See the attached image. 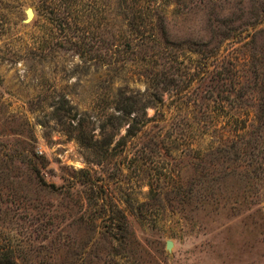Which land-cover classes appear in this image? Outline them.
Instances as JSON below:
<instances>
[{"label": "rangeland", "instance_id": "374dc122", "mask_svg": "<svg viewBox=\"0 0 264 264\" xmlns=\"http://www.w3.org/2000/svg\"><path fill=\"white\" fill-rule=\"evenodd\" d=\"M155 1L166 12L169 45L130 38L114 0L72 6L0 0V258L16 264H264V176L247 182L219 173L209 182L192 166L200 143L204 155L215 127L225 130V117L264 113V76L256 99L238 101L253 91L246 94L231 81L219 89L220 75L212 73H229L230 66H205L190 46L208 42L227 21L219 32L233 37L220 59L242 58L253 46L264 69V0H207L198 7ZM124 105L131 114L119 111ZM203 114L217 119L197 126ZM129 128L138 134L128 136ZM88 138L91 144L81 143ZM38 157L48 184L76 181L80 192L67 197L40 187ZM260 163L264 167L262 154ZM81 171L104 184L107 206L125 211L138 242L101 238L69 218L48 220L51 206L75 210L77 197L86 203L91 192L81 185ZM203 193L208 196L201 199Z\"/></svg>", "mask_w": 264, "mask_h": 264}, {"label": "trees", "instance_id": "16d2710c", "mask_svg": "<svg viewBox=\"0 0 264 264\" xmlns=\"http://www.w3.org/2000/svg\"><path fill=\"white\" fill-rule=\"evenodd\" d=\"M57 1L60 0H56V2ZM65 1L72 6L79 3L88 4L95 0ZM175 1L177 3L189 1L192 5L198 7L207 0ZM114 3L118 6L116 11L117 19L127 24L121 25V27L126 26L127 28H130L128 32L130 38L132 37L135 40L139 39V41L143 42H145V40L154 41L155 39H158L164 44L169 45V33L165 18L166 12L164 11V8H161L159 5H157L158 2L155 0H114ZM221 22L222 23H220L218 26L216 25L217 32H214V36L211 34L212 36L208 42L203 43L205 40L199 39L198 43H190V46L196 47L194 51L200 57L198 62L204 63L205 66L215 61H221V64L223 63L219 69L225 68L226 65H229V73L217 72V74H215V72H213L211 78H214L219 74L220 76H218V86L220 85L222 88H224L227 83L232 82L233 85L244 87L246 94L250 91H253L249 96H247V98L243 96L245 93L243 92L240 96L242 100H238L243 101V103H247L248 99H256L254 92H257V88H259L258 85L264 76V69L261 70L260 65V57L262 56L259 55L257 57L253 52L255 50L252 46L250 48V53L247 51L244 52L242 58L232 57L227 59L224 57L220 59V53L224 49V46H226V42L233 37L229 34H226V32H219V28L227 26V21ZM255 26L256 25L254 24V27ZM235 29L239 31L238 36H240L242 31H240L238 27H235ZM150 35H153L154 37L151 38ZM241 38L242 37L240 36V39ZM252 40L247 42L245 46H251ZM237 41L241 42L242 40H239L238 38ZM202 44L207 47L203 49ZM170 47H172L171 49L176 50L184 46L172 44L171 46H168V48ZM232 60H234V63H231ZM217 67L218 65L215 66V68ZM207 73L208 72L205 71L203 76L204 79L207 76ZM236 77L238 80L233 82V79ZM220 86L219 89L221 88ZM135 103V101L134 105L131 103L132 108L135 107ZM119 111H123L124 115L131 114L132 112V110H127L126 105H124L121 109L119 108ZM225 118L227 119V127H225V130L224 128L220 130L215 127L213 130V132H216L217 134L213 136L215 142H213V145H209L205 149L210 150L206 154L204 153V155H201V152L204 148L200 143V147H198V150L200 151V157L195 158L197 162H194L192 166H194V168L196 167V170L198 171L201 178L205 177V179H207L209 182L214 181L213 179H215V177L212 176L219 173H221V175L224 173L225 176H233L239 178L240 180H246L247 182H250L251 178L255 179V181L262 179L263 177H261V174L264 176V167H262L260 162L261 154L264 155V149L261 145L262 142H264V113H256L253 118L248 116L246 119L232 115H229ZM216 119V116L204 115L197 117V122L194 123L198 126L199 123H206L209 120L215 121ZM145 124L146 122L142 120L139 124V127H143ZM219 124L220 123L218 121L216 125ZM138 132L139 129L132 133L131 129L129 128L128 136L135 137ZM81 143L91 144L92 140L88 138L87 140L81 141ZM41 160L42 158H39L36 161V167L39 173L38 185L40 187L51 192H57L58 195L67 197H69L68 194L71 193L72 190L74 192H80L78 190L76 191V186L78 183L76 181H71L69 183L66 181L60 186H57L54 183L48 184L44 177L41 176L42 169L44 168V163ZM219 166L222 168H218ZM81 174L83 176V179L80 181L81 185L84 189H87V192H91L90 196H88V199L86 200L87 209L85 211L83 210L86 203L84 202V204L83 201H81V197H77V202L72 204V207H74L75 210L69 208V206H51L48 209V220L55 222L56 220H64L69 218L77 224H84L87 230L98 233L101 238L109 239L118 243L128 240H132L134 243L138 242L137 236L131 228L125 211L120 210L119 208L112 209L107 206V197L105 195V190H103L102 187L104 184L99 186V184L95 183L96 180H93V178L90 177V172L88 171H81ZM258 177L261 178L259 179ZM181 191L182 189L178 190L175 196L176 198L179 197V203L184 201L183 196L185 192L182 191V193ZM209 195L212 194L210 193ZM207 196L208 195L206 193H203L200 197L201 199H204ZM89 206L92 209L91 215L88 214L90 210ZM0 264H16V262L11 259L0 258Z\"/></svg>", "mask_w": 264, "mask_h": 264}, {"label": "water", "instance_id": "95a60500", "mask_svg": "<svg viewBox=\"0 0 264 264\" xmlns=\"http://www.w3.org/2000/svg\"><path fill=\"white\" fill-rule=\"evenodd\" d=\"M33 17H34L33 10L32 9H28L27 10V18H28V20L32 19ZM171 248H172V242H168L167 243V249L171 250Z\"/></svg>", "mask_w": 264, "mask_h": 264}]
</instances>
